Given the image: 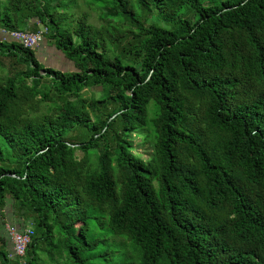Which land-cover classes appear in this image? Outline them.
<instances>
[{
    "label": "trees",
    "instance_id": "16d2710c",
    "mask_svg": "<svg viewBox=\"0 0 264 264\" xmlns=\"http://www.w3.org/2000/svg\"><path fill=\"white\" fill-rule=\"evenodd\" d=\"M55 1L0 12L7 31L46 27L76 69L0 40L26 67L0 76V210L11 200L31 225L25 264H264V0H92L100 26H69ZM142 8L171 28L141 23ZM43 79L61 107L37 117ZM108 99L119 108L103 114ZM75 128L89 139L66 141Z\"/></svg>",
    "mask_w": 264,
    "mask_h": 264
},
{
    "label": "rangeland",
    "instance_id": "374dc122",
    "mask_svg": "<svg viewBox=\"0 0 264 264\" xmlns=\"http://www.w3.org/2000/svg\"><path fill=\"white\" fill-rule=\"evenodd\" d=\"M220 1L221 0H203V3L205 5H209V4L219 3ZM9 2H10V0H0V12H1V14L6 13V10L9 7ZM90 2H92V0H56L55 2L52 3V5L57 4V3H58V5H60L61 3L64 4L62 7L59 6L57 8V13L66 17L65 20L69 26H72L74 21L78 17H80L82 14H86L88 17V22L94 26H100V25L104 24L105 20H102L101 16H100L102 12L100 13L94 6H89L88 4ZM102 11H103V15H104L105 10H102ZM139 12H140L139 13V19H140L141 23L147 24L149 22H157L158 24H160L164 27L171 28V26H172L169 23L168 24L165 23L163 20H158V18L156 16L157 12L155 9H151L148 11V9L146 10L145 8H142V10H139ZM184 12L185 11L182 9L181 14L183 16L184 15L187 16L191 21H195L198 17L196 15V13H194L192 11H190L187 15L185 14L186 12L185 13ZM24 14H27V10H25ZM28 23H29V25H32L34 23V20L29 19ZM39 27H40L39 29H43L42 25H39ZM123 28H122V31L124 32L125 36L120 42V47H122L124 45L127 46L128 44H130L132 42V36L129 34V31H132V30H131V27L128 26L127 21L124 22ZM22 30L32 32L31 27H29V28L27 27V28H24ZM0 36H1L0 40L10 41V39H8V38L6 39V37H4L2 35H0ZM47 44L49 46H52V42H50V41H48ZM3 49H6V48L0 45V50L3 51ZM36 58L44 67L52 68L54 70H58L61 72H66V73L76 71L73 63L68 61L67 59H65V57L63 56V54L61 52H60V54L59 53L52 54V53H40L39 52L36 54ZM25 69H26L25 65L19 63L16 60V58L5 57V56H2L0 54V76L1 77H10V78L15 77L19 72H23ZM41 74H43V72H41ZM41 87L44 89V91L48 92L50 100L41 105L39 112H37V114H35V116L39 117L42 115H52V114L57 113V111L60 110V107H61V102H60L61 100L58 98L54 88L51 85V82L48 79H43L42 83H41ZM82 93L87 98L100 99L101 97H107V94L110 96H114L116 91L115 90H109L107 87H103V88L102 87H91V88H88L86 90H83ZM98 107H99V110L103 114H106L113 109L116 110L119 108L118 104H116L115 102H112L110 99H108L106 101V103L104 104L103 107H101V106H98ZM90 135L91 134L84 129L75 128L73 131H71L70 133H68L65 136V139L68 142L80 143V142H84V141L88 140ZM137 139H138V136L135 134H131L129 137V140L133 141L134 143H136L135 141ZM0 147L2 149L4 156L8 158V154L10 152L8 150H6V147L2 144L1 141H0ZM137 153H139V154L143 153V148L141 146L137 147ZM75 155H76V157L80 158V157H82V152L76 151ZM3 165L7 166V162L4 161ZM16 165L17 164H15L14 167ZM12 207H13L12 204H10L9 208H12ZM2 210H3V212L1 213L0 222H2L3 224H6L4 221H2V219L9 217L8 209L4 208V209H1L0 211H2ZM15 211H16V213L19 212L18 209H15ZM0 234L5 235L4 225H0ZM5 240H6V243L9 244V242L7 241L6 238H5ZM0 248H1V245H0ZM61 261L58 263L61 264L62 263ZM0 264H5V263L0 262Z\"/></svg>",
    "mask_w": 264,
    "mask_h": 264
},
{
    "label": "built area",
    "instance_id": "2783aa9c",
    "mask_svg": "<svg viewBox=\"0 0 264 264\" xmlns=\"http://www.w3.org/2000/svg\"><path fill=\"white\" fill-rule=\"evenodd\" d=\"M0 33L2 36L6 37V39L8 38L10 41L19 43L24 49L34 50L45 39L47 29L43 27V29L29 32L25 30L7 31L0 28ZM4 230L5 238L10 246L7 258L12 260L15 264H25L24 252L32 236L30 223L22 230H17L10 224H4Z\"/></svg>",
    "mask_w": 264,
    "mask_h": 264
},
{
    "label": "crops",
    "instance_id": "0c3cea01",
    "mask_svg": "<svg viewBox=\"0 0 264 264\" xmlns=\"http://www.w3.org/2000/svg\"><path fill=\"white\" fill-rule=\"evenodd\" d=\"M0 38H1V36H0ZM47 42L48 41L46 39H44L43 42L40 44V46L35 49V53L37 54V53L40 52V53H52V54L59 53L60 54V51L56 50V48L53 45L49 46L47 44ZM10 204H12V206H13L12 208H9ZM4 208L8 209L9 217L8 218L7 217L3 218L2 221H4L6 224L12 225L17 230H22L24 227L28 226L29 221L23 220L22 218H20L18 216L19 213L18 212L16 213V211L14 209L13 201L11 202V200H8ZM2 212H3V210L0 211V218H1V213ZM0 225H4V224L2 222H0ZM4 236H5L4 234H0V238L3 239L5 241V243H6V240H5ZM9 251H10V246H9V244H7L5 246V252H6L7 256H8Z\"/></svg>",
    "mask_w": 264,
    "mask_h": 264
}]
</instances>
